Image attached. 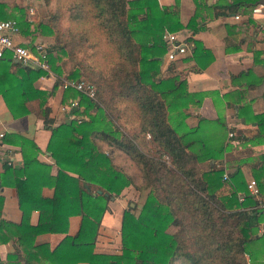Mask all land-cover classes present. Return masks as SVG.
<instances>
[{"label": "trees", "instance_id": "obj_1", "mask_svg": "<svg viewBox=\"0 0 264 264\" xmlns=\"http://www.w3.org/2000/svg\"><path fill=\"white\" fill-rule=\"evenodd\" d=\"M192 1L197 9L198 0ZM262 1L234 0L232 5L251 7ZM43 2L44 23H29L26 8L14 6L8 12L2 1L0 20L15 17L24 34L52 35L53 43L45 48L49 68L58 71L55 63L65 57L61 64L68 69V81L85 80L94 88V100L71 87L63 88L61 103L74 99L77 107L72 119L51 128L45 104L57 82L49 92L36 89L33 82L45 72L13 63L8 56L0 58V95L5 106L12 118H18L28 113L26 102L38 101L43 126L50 129L46 150L57 167L53 177L47 166L34 170L30 163L39 149L32 142L30 157L22 150L21 168L4 167L3 175L10 172L22 178L14 186L21 220L18 224L0 220V242L14 237L21 245L37 234L63 233L61 242L45 254L49 264H264L255 259L264 252V233L257 236L258 216L264 211L248 215L230 208L231 201L238 200L234 180L230 202L217 201L208 187L210 180L219 182L220 171L198 179L199 159L186 150L166 121L163 91H176L184 83L175 77L156 80L155 76L158 57L166 56L162 34L182 28L176 6L159 7L156 0ZM193 43L195 58L199 44ZM11 64H16L15 72L8 71ZM116 150L140 166L142 186L150 190L136 216L129 206L122 211L120 254H96L93 243L107 202L131 181L112 163ZM80 181L102 192L92 194ZM46 185L53 186L50 198L39 193ZM251 199L245 190L239 202L243 205ZM33 210L38 219L30 225ZM74 215L80 216L79 226L74 235H68V218ZM169 225L176 227V233L168 232Z\"/></svg>", "mask_w": 264, "mask_h": 264}, {"label": "crops", "instance_id": "obj_2", "mask_svg": "<svg viewBox=\"0 0 264 264\" xmlns=\"http://www.w3.org/2000/svg\"><path fill=\"white\" fill-rule=\"evenodd\" d=\"M0 1L6 4L8 12L14 6L26 8L27 11L30 4L38 2ZM19 1L23 4H18ZM156 2L159 7L174 9V5L176 6L177 18L182 28L174 33L178 39L186 42L185 53L174 61H169L165 54L158 57L160 62L155 79L175 77L184 83L176 91L168 88L163 91L167 106L166 121L176 135L181 137L182 143L187 145L186 150L199 159L197 166L201 177H197L198 179L203 180L202 176L211 174L212 171H220L219 182L210 180L209 193L217 201L229 203L230 193L235 189L232 183L234 180L238 188L235 195L238 200L231 201L230 208L251 215L259 210L255 207L256 198L251 196V202L243 205L239 198L244 196L245 190L247 192L246 184L250 180L255 181L259 195L264 197V16L252 14L248 6H233L234 0H198L197 9L192 0ZM194 14V22L188 26L187 23ZM25 17L32 23L27 15ZM15 41L25 44L41 42L49 46L53 43V37L39 32L29 31L24 34L18 31ZM193 41L199 44L195 58L194 53L192 54ZM63 59L65 57L61 60ZM61 60L55 63L58 71L50 68L48 74L33 82L36 89L46 92L51 91L54 82H57V88L46 98L45 104L50 110L51 128L74 117L68 104L61 103L62 84L68 80V69L62 66ZM16 64H11L8 71L15 72ZM79 80L85 81L78 77L76 81ZM69 101L75 100L68 99V103ZM25 105L28 113L12 118L0 95V220L13 224H18L21 220L14 186L22 178L10 172L3 175L4 167L21 168L22 150L30 157L32 142L39 150L34 157L35 161L30 163L31 167L36 170L38 165L47 166L49 177L55 176L57 172L54 160L46 150L50 129L43 126L38 101L31 100ZM4 137L7 138L6 142L3 141ZM112 154V163L117 166L115 168L128 175L131 181L118 196L110 197L107 202V210L101 216L93 243L92 253L96 254H120L122 211L129 206L136 216L150 190L149 187L142 186L138 164L121 150ZM166 157L168 158L166 155L164 159ZM235 172L236 177L232 179ZM45 174L46 172L42 173V176L46 179ZM67 174L75 176L69 172ZM79 185L92 194L102 192L93 184L83 186L80 181ZM39 193L42 197L50 198L53 186H41ZM258 218L259 237L264 233V214ZM37 219L38 212L33 210L29 216V224L35 225ZM79 222V215L70 216L66 234L74 235ZM176 230L174 225H169V233H176ZM5 234L8 236V233ZM64 236L63 233H41L31 242L25 239L21 245L14 237L9 238L6 242H0V264H49L45 254L53 250ZM13 254L14 259H8ZM245 258L249 262L247 254ZM255 259L264 262V252Z\"/></svg>", "mask_w": 264, "mask_h": 264}, {"label": "built area", "instance_id": "obj_3", "mask_svg": "<svg viewBox=\"0 0 264 264\" xmlns=\"http://www.w3.org/2000/svg\"><path fill=\"white\" fill-rule=\"evenodd\" d=\"M29 12L31 10L29 9ZM252 14H262L264 16V0L250 7ZM30 21V19H29ZM18 24L15 17L0 20V58L8 56L12 61L33 69H40L45 74L50 72L49 65L46 61V45L41 42H33L31 44L15 41L18 34ZM264 36V25L262 27ZM162 40L166 47V58L170 61L176 57L183 55L186 51V42L177 38L174 33L164 32ZM63 88L71 87L82 93L89 99L94 100V88L84 81H63ZM77 107L75 101H69L68 108L73 111ZM226 178V176H223ZM248 195L255 197L257 202L255 207L264 211V197L259 195L255 181L250 180L246 184ZM239 200H242L240 196Z\"/></svg>", "mask_w": 264, "mask_h": 264}, {"label": "rangeland", "instance_id": "obj_4", "mask_svg": "<svg viewBox=\"0 0 264 264\" xmlns=\"http://www.w3.org/2000/svg\"><path fill=\"white\" fill-rule=\"evenodd\" d=\"M20 3L23 4L22 1L18 2V4H20ZM29 9L31 10V12H29ZM46 11H47V9H46V6L44 5L43 0H38V2H36V3L33 2L32 4H30V6H28V9L26 11V15H27V18L31 19L32 24H36L39 22L40 23L45 22ZM84 82H86V81H84ZM175 264H179V263L176 262Z\"/></svg>", "mask_w": 264, "mask_h": 264}]
</instances>
